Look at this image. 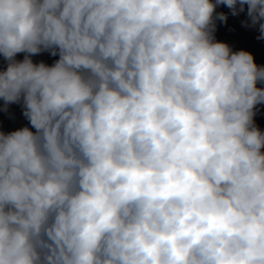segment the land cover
Here are the masks:
<instances>
[{"label": "clouds", "instance_id": "9594fccd", "mask_svg": "<svg viewBox=\"0 0 264 264\" xmlns=\"http://www.w3.org/2000/svg\"><path fill=\"white\" fill-rule=\"evenodd\" d=\"M242 13L264 40V0H0L31 125L0 131V264H264V66L216 37Z\"/></svg>", "mask_w": 264, "mask_h": 264}]
</instances>
